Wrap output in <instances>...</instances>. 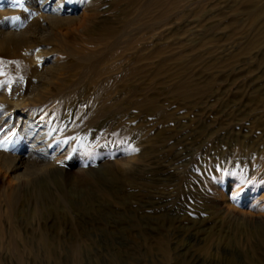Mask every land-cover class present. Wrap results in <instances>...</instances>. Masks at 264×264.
Listing matches in <instances>:
<instances>
[{"label":"rangeland","instance_id":"rangeland-1","mask_svg":"<svg viewBox=\"0 0 264 264\" xmlns=\"http://www.w3.org/2000/svg\"><path fill=\"white\" fill-rule=\"evenodd\" d=\"M79 2L37 70L0 49V264H264V0Z\"/></svg>","mask_w":264,"mask_h":264},{"label":"bare ground","instance_id":"bare-ground-1","mask_svg":"<svg viewBox=\"0 0 264 264\" xmlns=\"http://www.w3.org/2000/svg\"><path fill=\"white\" fill-rule=\"evenodd\" d=\"M21 3H22V6L16 5L14 3V0H0V17L8 18L10 12H12V14H14L13 12L16 11L17 13L20 12L22 15L19 17H23L26 19L28 18L29 20L30 19L31 20H37L40 23H45L46 26L43 27L42 33L40 32L41 34H39V36H38L39 39H37L35 41L34 40L33 41H23L24 37L22 38L21 35L26 33V31L16 32L18 30L17 28H16L17 29L16 31L14 30L16 26L15 27L12 26L14 29L11 26H10V28H7L8 26H5L4 28L0 27V49L7 51V54L10 56L18 57V62L16 61L13 63L14 66H16L20 63V66L23 68H26L27 71H33V70L35 71L38 68V66H37L38 61L40 62V60L42 59L43 52H44L43 47L48 46V42H49L50 38H49L48 42H45V40L48 37H50L51 35L52 36H57V35L61 36L62 32H63L61 30L64 28L69 29L73 26H75V28H76L78 25L80 27V25H83L84 23H86L87 19H86V15L84 14L85 12L82 13L83 11L79 10V8H80L79 0L78 1L77 0L76 1H73V0H21ZM22 9L27 10V12H25ZM17 15H19V14H17ZM10 16H12V15L10 14ZM14 16H15V14H14ZM18 19H20V18H18ZM7 21H8V19H7ZM10 21H8L9 25L11 24ZM12 24H14V23H12ZM15 24H16V22H15ZM18 37H21L22 40H19ZM54 38H56V37H54ZM50 50H51V48H50ZM19 56H21V57H19ZM8 89L9 88H7V87L4 90L2 89L3 92L1 95L3 97H4L3 94L6 91L8 92ZM17 101H19V100H17ZM21 104H23V103L20 102L18 104L16 102V104L13 103L11 105L16 110H17V108L20 107L22 111L21 112L11 111V112L16 114V115H14V119H13L14 122H12L14 125H13V128L11 127L12 129L9 128L11 130L7 133V135H5V136H7V137H5V139L8 137L9 138L10 137H16V132H19L21 138L16 137L18 139L17 143L21 142L22 144H29V147L31 148L32 151H38V152L42 151V152H44V154H51L50 156H48L50 163L57 161L55 154H52L51 152L50 153L46 152L48 150L49 144H51L53 142V140H50L51 137H49L50 139H47L48 137H46V134H45L46 130L43 128L44 125L42 126L40 124V122H39L40 119H35L29 112H26L25 108L22 109ZM6 110L7 109H5V111ZM7 117H10V116H7ZM4 118H5V116H4ZM9 124H11V122ZM47 136H48V134H47ZM14 139L15 138H13V140ZM13 142L14 141H12V143ZM33 153H36V152H33ZM26 156H27V154H26ZM16 157L17 156L6 155V154L0 156V166L3 167L6 171L8 170V171L15 173V174H13L12 180H13V178L18 180L21 176L26 174V167L24 168L23 172H20V173L17 172V169H15L16 165H18V163H16V160H17ZM28 157H30V156H28ZM34 159H35V155H34ZM58 160H60V159L58 158ZM24 161H26V160H24ZM46 162H48V161H46ZM56 163L57 162L53 163V165ZM24 166H26V165H24ZM18 167H19V165H18ZM21 178H23V177H21ZM0 181L2 182V180H0ZM17 186H18V184L16 185V187ZM252 199H254V201H258L257 203H259V204H260V201L264 200V198L262 200V197L257 196L256 194L252 197ZM255 206H256V204H255ZM260 206L262 207L263 205H260ZM247 207H248L247 208L248 210L251 209L250 205H248ZM260 208L258 207L257 209H260ZM261 211H262V209H261Z\"/></svg>","mask_w":264,"mask_h":264},{"label":"snow or ice","instance_id":"snow-or-ice-1","mask_svg":"<svg viewBox=\"0 0 264 264\" xmlns=\"http://www.w3.org/2000/svg\"><path fill=\"white\" fill-rule=\"evenodd\" d=\"M14 3H15L16 5H20V6H22L21 0H14Z\"/></svg>","mask_w":264,"mask_h":264}]
</instances>
